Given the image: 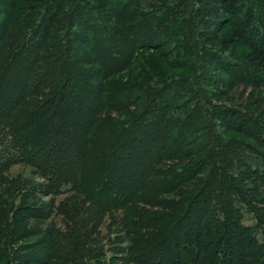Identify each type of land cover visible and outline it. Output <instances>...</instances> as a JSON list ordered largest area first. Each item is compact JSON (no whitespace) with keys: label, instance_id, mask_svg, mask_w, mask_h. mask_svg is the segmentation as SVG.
Here are the masks:
<instances>
[{"label":"trees","instance_id":"1","mask_svg":"<svg viewBox=\"0 0 264 264\" xmlns=\"http://www.w3.org/2000/svg\"><path fill=\"white\" fill-rule=\"evenodd\" d=\"M66 6L67 0H20V49L1 58L0 122L10 126L26 164L36 165L54 192L84 194L102 216L104 209H121L116 240L123 235L128 242L118 249L132 253L134 264H244L246 258L264 264V212L256 207L264 203V175H258L264 158L252 151L245 159L242 143L222 141L202 125L197 98L186 97L182 81L166 71L172 53L180 58L190 48L191 23H199L210 30L201 33L209 60L224 72L251 75L246 106L260 107L264 0ZM14 11L0 20V41ZM138 49L152 52L140 57L149 69L156 70V59L165 62L158 80L147 71L142 80L115 79L135 64ZM221 113L230 114L219 109L215 118ZM233 113L264 143V126L250 111ZM227 155L244 159L233 166L244 168L243 177L227 170ZM243 208L253 228L244 224Z\"/></svg>","mask_w":264,"mask_h":264},{"label":"rangeland","instance_id":"2","mask_svg":"<svg viewBox=\"0 0 264 264\" xmlns=\"http://www.w3.org/2000/svg\"><path fill=\"white\" fill-rule=\"evenodd\" d=\"M3 1L8 4H0V20L7 19L9 11L12 12L13 9L15 11L13 17L11 16V23L9 21L2 31L0 62L1 58L3 60L7 58L5 55L20 49V0ZM78 2L79 0H67L64 10L78 8ZM86 2L89 4L91 0ZM11 3L14 8L9 5ZM87 7L86 5L84 8ZM191 28L188 33L190 48L188 50L183 48L185 51H181L183 56L180 58L172 53L170 59H173L171 61L174 64L173 68L164 67L165 62L156 59V70L149 69L140 57L152 52L148 49H138L140 55L136 57L135 64L129 66L123 73L115 75V79L124 81L129 77L142 80L140 73L147 71L152 81L156 82L158 72H155L163 68L168 69L166 71L171 77L182 81L186 89V97L191 100L193 98V102L197 98L198 116L202 125L205 126L207 123L222 141L238 140L242 143L249 152L243 154L242 157L245 159L253 156L252 151L264 158L261 155L264 154V143L261 142L263 136L259 137V140L254 137L250 125L238 122L237 115L233 113L234 110L239 109L250 111L252 118L257 119L258 124L264 126V100H261L260 107L254 104V110L246 106L249 101L248 93L252 88L249 82L251 75H235L230 74L229 71H222L217 62L210 61L208 54H205L201 48L204 45L201 33L206 34L210 30L194 22L191 23ZM207 45L209 46L208 43ZM244 49V46L237 47V51ZM175 51L180 53L178 48ZM262 89L260 87V91ZM219 109L221 112L228 109L230 114L221 113L215 118ZM15 140L10 126L0 122V149L7 150L4 157L0 158V264H134L129 259L132 253L124 252L125 248L118 249L126 246L128 242L126 236L122 235L123 239L116 240V236L121 233L119 228H121L120 218L123 211L115 208L104 209L106 213L102 216L103 210L89 203L84 194L76 190L54 192L48 181L41 177L38 167L26 164L16 147ZM45 153V150L39 152L41 156ZM227 157L231 162L230 166L227 165V170L236 171L240 177H243L244 168L237 166L234 169L233 166L244 162V159L239 160L232 155ZM258 160L261 159L257 158L256 161ZM258 173L262 178L264 173ZM24 180L27 187L24 186ZM262 182L264 184V180ZM261 190L264 197V185ZM256 207L264 212V203ZM242 215L244 224L253 228V215L244 208ZM188 227L186 225L181 229L180 241L183 240ZM226 250L227 248L224 251ZM220 264L227 262L221 261ZM244 264H261V262L246 258Z\"/></svg>","mask_w":264,"mask_h":264}]
</instances>
